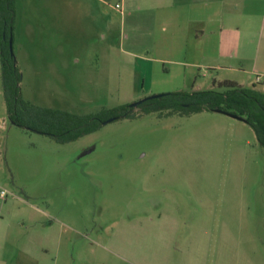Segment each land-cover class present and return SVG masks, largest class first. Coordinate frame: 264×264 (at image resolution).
Masks as SVG:
<instances>
[{
    "label": "rangeland",
    "instance_id": "rangeland-1",
    "mask_svg": "<svg viewBox=\"0 0 264 264\" xmlns=\"http://www.w3.org/2000/svg\"><path fill=\"white\" fill-rule=\"evenodd\" d=\"M15 1L13 53L33 104L86 114L140 99L149 80L147 95L210 86L204 69L142 62L168 55L148 52L120 0L102 18L90 0L62 13ZM1 189L0 214L23 222L43 264H264V146L222 111L143 113L62 143L10 121L0 59Z\"/></svg>",
    "mask_w": 264,
    "mask_h": 264
},
{
    "label": "crops",
    "instance_id": "crops-1",
    "mask_svg": "<svg viewBox=\"0 0 264 264\" xmlns=\"http://www.w3.org/2000/svg\"><path fill=\"white\" fill-rule=\"evenodd\" d=\"M63 1L55 0L48 10L74 12L81 5L79 0H67L64 6ZM120 2L127 14L134 13L138 36L148 45V52L168 55L162 58L159 55L135 54L142 62L154 59L171 63L177 73L185 77L193 72L192 69H204L212 77L208 88L213 86V81L227 79L264 92V0ZM84 5L102 18V15L106 16L111 0H90V4ZM146 69L153 70L149 66ZM154 90L153 81L149 80L143 84L141 96ZM203 233L208 235L213 231L203 230ZM27 239L23 222L6 220L0 214V264H43L44 252H32ZM204 253H207L205 248Z\"/></svg>",
    "mask_w": 264,
    "mask_h": 264
},
{
    "label": "trees",
    "instance_id": "trees-1",
    "mask_svg": "<svg viewBox=\"0 0 264 264\" xmlns=\"http://www.w3.org/2000/svg\"><path fill=\"white\" fill-rule=\"evenodd\" d=\"M15 18L16 1L0 0L2 88L7 115L12 123L65 143L98 129L103 120L109 117L134 118L150 112L159 115H190L203 110L221 109L222 112L241 115L253 127L259 142L264 146V92L227 79L213 81L210 88L162 92L161 96L147 98L137 106L125 103L86 114L40 106L25 100L20 88L21 72L15 55H11L9 49Z\"/></svg>",
    "mask_w": 264,
    "mask_h": 264
},
{
    "label": "water",
    "instance_id": "water-1",
    "mask_svg": "<svg viewBox=\"0 0 264 264\" xmlns=\"http://www.w3.org/2000/svg\"><path fill=\"white\" fill-rule=\"evenodd\" d=\"M9 49H10V53L11 55H13V36H10L9 38ZM163 93L160 92V93H153V94H150V95H146V96H143L141 97L140 99L136 100V101H133L130 103V106H137L139 103H141L143 100L147 99V98H155V97H158V96H161ZM216 111H223L221 109H216ZM233 117H236V118H239V119H243V117L241 115H238V114H234V113H231V112H225ZM112 120H115V117H109L108 119H105L103 120V124L107 123V122H110Z\"/></svg>",
    "mask_w": 264,
    "mask_h": 264
},
{
    "label": "built area",
    "instance_id": "built-area-1",
    "mask_svg": "<svg viewBox=\"0 0 264 264\" xmlns=\"http://www.w3.org/2000/svg\"><path fill=\"white\" fill-rule=\"evenodd\" d=\"M116 6H119V4L117 3ZM0 195L2 197H5L7 195V190L6 189H1Z\"/></svg>",
    "mask_w": 264,
    "mask_h": 264
}]
</instances>
